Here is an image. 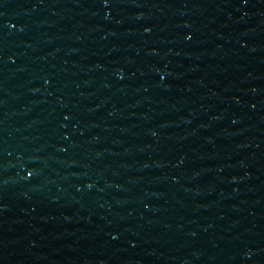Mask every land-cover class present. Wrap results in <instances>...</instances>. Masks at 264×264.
Here are the masks:
<instances>
[{"label":"water","instance_id":"1","mask_svg":"<svg viewBox=\"0 0 264 264\" xmlns=\"http://www.w3.org/2000/svg\"><path fill=\"white\" fill-rule=\"evenodd\" d=\"M264 138V0H0V264H129Z\"/></svg>","mask_w":264,"mask_h":264}]
</instances>
